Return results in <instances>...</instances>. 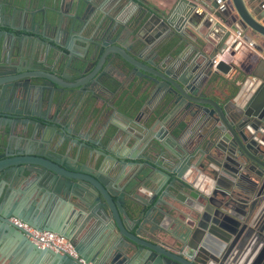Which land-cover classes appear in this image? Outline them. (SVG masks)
I'll list each match as a JSON object with an SVG mask.
<instances>
[{
  "label": "water",
  "instance_id": "obj_1",
  "mask_svg": "<svg viewBox=\"0 0 264 264\" xmlns=\"http://www.w3.org/2000/svg\"><path fill=\"white\" fill-rule=\"evenodd\" d=\"M225 1L229 8L220 11L209 0H168L160 11L139 0H35L41 7L25 19L32 34L36 25L55 29L35 38L26 26L0 22V65L10 54L30 64L11 81L0 79V262L80 264L32 244L8 222L14 217L64 237L84 263L241 264L258 244L254 264H264V0ZM35 2L1 0L0 9L10 17ZM64 8L69 35L62 42ZM197 26L207 30L202 47L182 61ZM83 30L84 48L73 55L72 40ZM233 37L256 58L243 99L241 89L230 97L212 79L235 67L217 59ZM96 89L114 100L98 99ZM76 100L84 111L70 124L67 106ZM96 100L104 106L97 116ZM115 102L132 121L147 108L151 126L167 122L144 141V162L107 153L119 126L99 117ZM88 125L99 135L84 143L79 130ZM168 210L182 218L178 235L168 230Z\"/></svg>",
  "mask_w": 264,
  "mask_h": 264
},
{
  "label": "crops",
  "instance_id": "obj_2",
  "mask_svg": "<svg viewBox=\"0 0 264 264\" xmlns=\"http://www.w3.org/2000/svg\"><path fill=\"white\" fill-rule=\"evenodd\" d=\"M1 1V0H0ZM70 0H65V2H69ZM173 0H171L172 2ZM210 2H218L219 3V9L220 11H223L225 8L228 9L229 5L228 3L226 4V1L224 2L226 5L224 6V3H220L219 0H209ZM35 2V0H34ZM120 3H124V0H121ZM139 5L144 7V8H148V9H156V10H165L168 9L170 7V3H168V0H139ZM207 4L209 2H206ZM94 4H97V0H95ZM40 4L39 3H33L30 7H27L26 11H20V12H16V16H17V20L15 21L16 25L20 24L22 26H26V30L24 31V34L27 36H30L31 38H35V37H42L43 35H48V36H52L55 29L52 26H47L46 28H42L41 25H36L35 28L37 30L38 33L36 34H32V32L30 31L31 28V24L28 21H25V19L28 20V12L31 11V9H36V8H40ZM133 9H135L134 6H131ZM225 9V10H226ZM64 12L61 14V19H62V24L60 25L61 29L59 31V39L60 41H65L66 37L69 35L68 33H66V28L64 26V23L67 22L68 20V14L67 12H65V8L63 9ZM0 15H4L5 17L8 15L6 13H4L3 9H0ZM100 15V12H93L92 14H90L89 16V21L93 22L96 19H98ZM111 15V14H110ZM216 20V19H215ZM218 21V20H217ZM190 31L195 33V35L191 38L190 41H188V44L190 46L191 49L187 50L185 52V54L183 55L182 61H189L190 58L193 56L192 55V51L193 49H199L201 48V38L200 35L205 34L207 32L206 29L197 26V31L194 30L193 28H190ZM77 34V38H74L72 40V44H71V51L73 53V55H76L80 52H82L83 48H84V39L88 37V32L87 30H83L80 31ZM213 42V41H212ZM240 43V46H235V44ZM30 45V41L28 39H25L22 42V49H26L27 47H29ZM233 47H236V49H234ZM206 49H209V46L206 47ZM181 49H179L178 51H175L172 53V57H177L179 52ZM230 52H234L232 56H230ZM221 59L223 61H225L226 63H231L233 64L235 67H233V69L228 72L227 75L223 76V75H216L213 76V81L216 84L217 87H223V91L229 95L230 97H232L239 89H241V96L240 99H243L245 97H247L250 94V84L246 81L250 80L253 81L254 79L252 77H250L253 68L255 67L256 64V58L254 55L251 54L250 48L247 47L245 44H243L238 38L233 37L232 41L229 43V45H227L225 51L222 53V55H220L219 57H217V59ZM235 77V82L236 84H230L228 79H231ZM126 81L124 82L123 86L126 85ZM123 88V87H122ZM125 90L124 93H128L131 89L130 85H127L125 88H123ZM96 97L98 99H101L102 101L107 100L108 102L110 101V99H112V96L108 95L107 93H104L102 90L100 89H96L95 91ZM217 92L216 91H212L209 92V97L216 100L217 99ZM114 100V98L112 99ZM226 100H229L226 99ZM95 107H98V111L96 112V116L97 114L99 115V110L100 108H103V104L101 102H99L98 100H96V102H94ZM115 106V110L117 112H120L121 114L125 115L126 118L120 116L117 114V112L112 109L110 107V104H106V107L104 108L105 113L103 114V117H99L100 118V122L101 123H106V119L109 118V116H112L111 120L119 126V130L117 132V134L114 136L113 140H112V144L109 147V151L107 152L108 154L112 155L111 152H119V154H122L123 156H125L123 159L120 160H124L126 162L129 161H133V162H144V158L148 156L147 151L144 149V141L145 140H150L152 138H154V135L157 134L159 132V130L161 129V127L163 129L166 128V124L167 122L162 126L161 125H155V126H151V123H149L148 121H146V116L148 113L147 108L143 109L144 115L142 117V119L137 122V121H132L131 119L133 118L132 113H126L118 104H116V102L114 103ZM84 111V104L83 102H80L78 100L76 101H72L70 103V105L67 106V111H66V119L65 120H69V123H74L80 116V114ZM86 112V111H85ZM49 115H54V111L51 110L49 112ZM172 118H170L168 120V122L171 121ZM113 131V129H112ZM79 132L81 134H87V136L85 137V139L83 140V138L79 139V141H82L84 143H88L89 141H93L95 139L98 138L99 135V130L97 128L95 129H89V125L86 127H83L82 129L79 130ZM14 134H17V131H14ZM190 134H192L191 132L189 133V135L187 134L186 136H184L182 138V140L180 141V145L184 144L185 142H187V140L190 138ZM164 134H160V136H163ZM15 136V135H14ZM164 139L166 138V136L164 135L163 137ZM143 141V142H142ZM169 146L174 149L177 150L178 146L177 144H173V141H168ZM128 156L132 157L133 160H131V158H128ZM152 158V157H151ZM99 160V158H98ZM157 161V159H156ZM159 161V160H158ZM161 166H163V164L160 163ZM96 166V165H95ZM127 169V168H126ZM18 189H22V186H18ZM139 196L143 197L144 195L139 193ZM21 195L20 193H16L13 196V201H18L20 199ZM31 200H34V198H31L29 203L31 202ZM52 208V207H51ZM50 208V209H51ZM51 211V210H49ZM169 211V215H168V230L174 234H177L180 232L178 224L176 223L177 219L178 221H182V218L178 216V213H176L175 211ZM260 251H261V246L258 244L253 245L252 247L249 248L248 252L245 253V256L243 257V260L241 262V264H254L255 260L260 256ZM0 264H7V262L1 261Z\"/></svg>",
  "mask_w": 264,
  "mask_h": 264
},
{
  "label": "built area",
  "instance_id": "obj_3",
  "mask_svg": "<svg viewBox=\"0 0 264 264\" xmlns=\"http://www.w3.org/2000/svg\"><path fill=\"white\" fill-rule=\"evenodd\" d=\"M213 63L215 64V61ZM8 222L21 231L28 241L38 248H46L58 254L67 255L80 264H90L84 263L82 259L78 258L72 246L64 237L49 231H38L14 217H9Z\"/></svg>",
  "mask_w": 264,
  "mask_h": 264
},
{
  "label": "flooded vegetation",
  "instance_id": "obj_4",
  "mask_svg": "<svg viewBox=\"0 0 264 264\" xmlns=\"http://www.w3.org/2000/svg\"><path fill=\"white\" fill-rule=\"evenodd\" d=\"M16 20H17L16 12H14V14L10 17L8 15L6 17L4 15H0V22L2 24L8 23L15 26ZM6 63L7 66L5 67L0 65V79L8 80V81L14 79L15 76L18 75L17 72L19 70H22L30 66V64H28L27 62H24L22 59H19L11 54L8 56V60L6 61ZM9 108L15 109L17 108V105H15V103L12 102Z\"/></svg>",
  "mask_w": 264,
  "mask_h": 264
}]
</instances>
